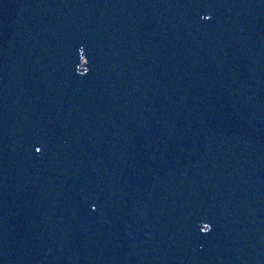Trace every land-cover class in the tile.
Masks as SVG:
<instances>
[{"label": "water", "instance_id": "obj_1", "mask_svg": "<svg viewBox=\"0 0 264 264\" xmlns=\"http://www.w3.org/2000/svg\"><path fill=\"white\" fill-rule=\"evenodd\" d=\"M0 264H264V0H0Z\"/></svg>", "mask_w": 264, "mask_h": 264}]
</instances>
